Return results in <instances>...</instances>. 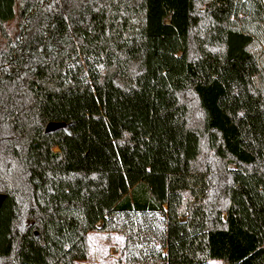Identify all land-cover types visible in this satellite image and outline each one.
Returning <instances> with one entry per match:
<instances>
[{"label": "trees", "instance_id": "1", "mask_svg": "<svg viewBox=\"0 0 264 264\" xmlns=\"http://www.w3.org/2000/svg\"><path fill=\"white\" fill-rule=\"evenodd\" d=\"M0 38V264H264V0H0Z\"/></svg>", "mask_w": 264, "mask_h": 264}, {"label": "rangeland", "instance_id": "2", "mask_svg": "<svg viewBox=\"0 0 264 264\" xmlns=\"http://www.w3.org/2000/svg\"><path fill=\"white\" fill-rule=\"evenodd\" d=\"M14 25L15 22L10 21L6 27L11 31ZM89 240L91 251L88 259L76 261L74 264H124L123 255L121 254L123 244L121 234L115 232H92L89 233ZM209 264L225 263L220 260H210Z\"/></svg>", "mask_w": 264, "mask_h": 264}, {"label": "water", "instance_id": "3", "mask_svg": "<svg viewBox=\"0 0 264 264\" xmlns=\"http://www.w3.org/2000/svg\"><path fill=\"white\" fill-rule=\"evenodd\" d=\"M55 126H56L55 124H48L46 127V132L52 130ZM4 199H5V195L0 193V206L3 203Z\"/></svg>", "mask_w": 264, "mask_h": 264}]
</instances>
